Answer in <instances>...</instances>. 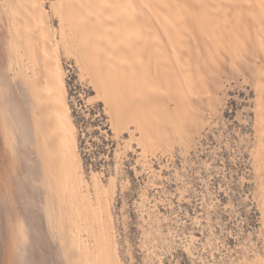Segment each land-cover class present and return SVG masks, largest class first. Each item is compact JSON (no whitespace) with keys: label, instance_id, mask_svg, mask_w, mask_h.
Segmentation results:
<instances>
[{"label":"bare ground","instance_id":"obj_1","mask_svg":"<svg viewBox=\"0 0 264 264\" xmlns=\"http://www.w3.org/2000/svg\"><path fill=\"white\" fill-rule=\"evenodd\" d=\"M61 52L154 153L188 148L244 92L264 220V0H0V264H119L106 191L80 167Z\"/></svg>","mask_w":264,"mask_h":264},{"label":"rangeland","instance_id":"obj_2","mask_svg":"<svg viewBox=\"0 0 264 264\" xmlns=\"http://www.w3.org/2000/svg\"><path fill=\"white\" fill-rule=\"evenodd\" d=\"M43 1L50 10L55 0ZM52 22L57 26V19ZM61 62L80 167L88 181L97 177L106 191L119 264L264 261L254 114L242 110L249 105L244 92L231 89L224 111L212 116V125L188 148L175 141L172 149L154 153L144 150L133 121H126L129 127L113 124L73 58L61 52Z\"/></svg>","mask_w":264,"mask_h":264}]
</instances>
